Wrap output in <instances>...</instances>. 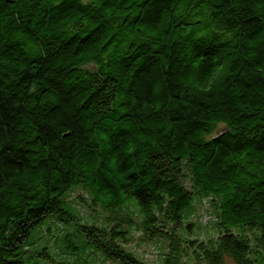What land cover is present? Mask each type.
Here are the masks:
<instances>
[{"label": "trees", "instance_id": "trees-1", "mask_svg": "<svg viewBox=\"0 0 264 264\" xmlns=\"http://www.w3.org/2000/svg\"><path fill=\"white\" fill-rule=\"evenodd\" d=\"M133 229L161 264H264V0H0V264H147Z\"/></svg>", "mask_w": 264, "mask_h": 264}, {"label": "rangeland", "instance_id": "rangeland-1", "mask_svg": "<svg viewBox=\"0 0 264 264\" xmlns=\"http://www.w3.org/2000/svg\"><path fill=\"white\" fill-rule=\"evenodd\" d=\"M224 130L223 125H219L215 134H219ZM188 189H192L191 182L185 180ZM68 200L77 208L80 216L85 222L100 225L108 220V213L99 207L92 205L85 191L80 188L72 190L68 195ZM192 223V227L186 232L179 234L188 240H207L217 235L215 229L214 212L207 199L198 201L195 205V212L188 220ZM66 229L55 222H49L42 230L35 236V241L39 246H46L48 252L53 254L57 252L60 244V236ZM129 240L126 248L135 253V255L147 264H161L164 256L168 252V243L162 239L150 240L137 229L131 230L127 235ZM184 264H200L197 263L190 254H185L182 257ZM226 264H234L230 259H226Z\"/></svg>", "mask_w": 264, "mask_h": 264}]
</instances>
